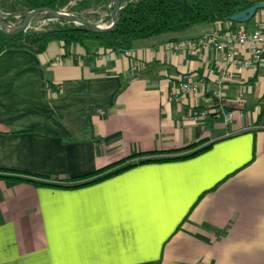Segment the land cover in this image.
<instances>
[{
	"label": "crops",
	"instance_id": "0c3cea01",
	"mask_svg": "<svg viewBox=\"0 0 264 264\" xmlns=\"http://www.w3.org/2000/svg\"><path fill=\"white\" fill-rule=\"evenodd\" d=\"M231 23L130 57L59 42L0 53L1 170L67 184L130 155L209 145L79 188L0 179V264H264V56L248 69L241 46L230 60L188 47L210 30L264 28V9Z\"/></svg>",
	"mask_w": 264,
	"mask_h": 264
},
{
	"label": "trees",
	"instance_id": "16d2710c",
	"mask_svg": "<svg viewBox=\"0 0 264 264\" xmlns=\"http://www.w3.org/2000/svg\"><path fill=\"white\" fill-rule=\"evenodd\" d=\"M259 2L264 0H120L122 20H119L114 32L94 33L81 26L57 20L35 31L30 30V27L25 31L12 34L0 31V53L16 49L39 55L53 42L61 43L65 50L72 46H79L86 53H93L97 49H108L113 52L130 50L140 42L156 37L180 34L194 26L227 21L229 16ZM42 8L66 10L86 20L88 17L84 14L85 12L89 14V10L100 9L104 13L103 22H108L111 19L112 0H7L0 2V10L8 13L24 14ZM37 18L48 19L44 16ZM2 21L6 24L12 20L3 19ZM199 144L201 143L175 151L130 155L88 175L75 178L67 184L54 181L50 176L1 169L0 179L12 182L22 181L34 187L79 188L94 185L140 165L182 161L195 157L209 148V145L197 148ZM183 151L186 152L182 153Z\"/></svg>",
	"mask_w": 264,
	"mask_h": 264
},
{
	"label": "built area",
	"instance_id": "2783aa9c",
	"mask_svg": "<svg viewBox=\"0 0 264 264\" xmlns=\"http://www.w3.org/2000/svg\"><path fill=\"white\" fill-rule=\"evenodd\" d=\"M32 27L31 25H29ZM41 28L36 27L35 30ZM241 46L246 51V58L240 62L241 67L254 69L257 63L262 60L264 56V28H256L251 32H247L244 29L238 31H229L226 33H220L218 31H212L203 33L199 38L188 43L189 49L192 53L197 51L196 48H209L212 47L217 51H223L226 49L227 60L233 59L234 48ZM108 53H113L111 50H106ZM124 56H131L132 52L130 50L123 51ZM179 90L182 92H191L195 89V85L190 82L181 83L178 86ZM208 112H201L199 115L201 117L207 116ZM230 117V114L227 115Z\"/></svg>",
	"mask_w": 264,
	"mask_h": 264
},
{
	"label": "water",
	"instance_id": "95a60500",
	"mask_svg": "<svg viewBox=\"0 0 264 264\" xmlns=\"http://www.w3.org/2000/svg\"><path fill=\"white\" fill-rule=\"evenodd\" d=\"M121 9L122 8L120 5V0H112L111 20H113V23L108 25L105 23H94L89 20L80 18L74 14H70L65 10L54 8L35 9L24 14L8 13L0 10V31L5 34L25 31L29 27L30 22L33 18L44 16L47 18H55L57 20H63L67 23L81 26L86 30L94 33H111L116 31L119 20H122ZM262 9H264V2H259L241 12L229 16L226 20L236 24H244L249 22L255 16L257 11ZM3 19L21 20L22 23L20 26L8 30L5 24H3Z\"/></svg>",
	"mask_w": 264,
	"mask_h": 264
},
{
	"label": "rangeland",
	"instance_id": "374dc122",
	"mask_svg": "<svg viewBox=\"0 0 264 264\" xmlns=\"http://www.w3.org/2000/svg\"><path fill=\"white\" fill-rule=\"evenodd\" d=\"M4 1H7V0H0V2H4ZM66 11V10H65ZM67 12V11H66ZM69 13V12H68ZM89 14H87L86 12L84 13L88 18L89 21L91 22H94V23H105V24H112L113 23V20L110 19V21L108 22H103V17H104V13H102V11L100 9H96V10H89L88 11ZM70 14H73V13H70ZM57 22V19L55 18H48V19H40V18H35L31 20L30 22V25L32 27H30V30H34L35 31V28L36 27H39V28H44L46 27L48 24H51V23H55ZM22 23L21 20H12V21H8L5 26L9 29H12V28H15L17 26H19L20 24Z\"/></svg>",
	"mask_w": 264,
	"mask_h": 264
}]
</instances>
